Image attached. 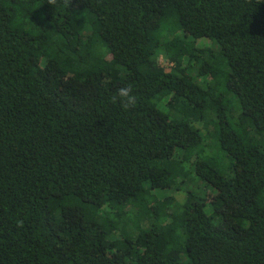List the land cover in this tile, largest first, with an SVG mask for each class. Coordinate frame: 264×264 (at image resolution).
I'll use <instances>...</instances> for the list:
<instances>
[{"label": "trees", "instance_id": "16d2710c", "mask_svg": "<svg viewBox=\"0 0 264 264\" xmlns=\"http://www.w3.org/2000/svg\"><path fill=\"white\" fill-rule=\"evenodd\" d=\"M0 264H264V0H0Z\"/></svg>", "mask_w": 264, "mask_h": 264}, {"label": "clouds", "instance_id": "9594fccd", "mask_svg": "<svg viewBox=\"0 0 264 264\" xmlns=\"http://www.w3.org/2000/svg\"><path fill=\"white\" fill-rule=\"evenodd\" d=\"M50 2H54V0H50ZM116 97L121 98L122 107L125 109L129 108L130 106H134L136 103L135 96L131 93L130 86L119 88L117 90L116 96L112 98L113 102H116Z\"/></svg>", "mask_w": 264, "mask_h": 264}, {"label": "rangeland", "instance_id": "374dc122", "mask_svg": "<svg viewBox=\"0 0 264 264\" xmlns=\"http://www.w3.org/2000/svg\"><path fill=\"white\" fill-rule=\"evenodd\" d=\"M158 60H160V58H159ZM170 190H171V189H170ZM164 191H167V190H164ZM168 191H169V190H168ZM168 191H167V192H163V191H160V190H159V191H157V192H158L159 197H160V198H163L165 195H166V197H167L168 195H171V191H169V192H168ZM174 194H176V196H177V192L174 191ZM158 195H157V196H158ZM178 196H179V194H178Z\"/></svg>", "mask_w": 264, "mask_h": 264}]
</instances>
